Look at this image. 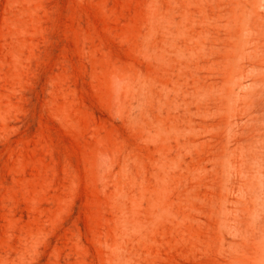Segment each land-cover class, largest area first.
<instances>
[{
    "label": "rangeland",
    "instance_id": "obj_1",
    "mask_svg": "<svg viewBox=\"0 0 264 264\" xmlns=\"http://www.w3.org/2000/svg\"><path fill=\"white\" fill-rule=\"evenodd\" d=\"M0 264H264V0H0Z\"/></svg>",
    "mask_w": 264,
    "mask_h": 264
}]
</instances>
